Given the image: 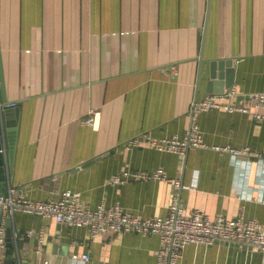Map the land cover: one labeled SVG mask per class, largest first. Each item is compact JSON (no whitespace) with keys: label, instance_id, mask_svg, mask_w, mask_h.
Returning a JSON list of instances; mask_svg holds the SVG:
<instances>
[{"label":"crops","instance_id":"0c3cea01","mask_svg":"<svg viewBox=\"0 0 264 264\" xmlns=\"http://www.w3.org/2000/svg\"><path fill=\"white\" fill-rule=\"evenodd\" d=\"M225 90L238 103L264 91V0H0V110H14L1 126V192L18 186L48 199L71 188L92 207L120 202L141 218L167 215L177 202L264 225V116L192 112L196 99ZM194 124L203 146L184 153L126 147L143 134L184 138ZM157 168L165 179L115 180ZM9 217L1 264L157 263V233L93 237L53 217ZM84 253L86 261L73 256ZM178 264H264V252L192 243Z\"/></svg>","mask_w":264,"mask_h":264},{"label":"built area","instance_id":"2783aa9c","mask_svg":"<svg viewBox=\"0 0 264 264\" xmlns=\"http://www.w3.org/2000/svg\"><path fill=\"white\" fill-rule=\"evenodd\" d=\"M15 105V101L7 103V106ZM211 108L251 111L256 116L263 117L264 91L251 93L242 103L233 100L231 90L209 93L193 102L192 112L196 114ZM89 121L95 122L96 116ZM201 138L199 127L194 124V128L184 138L180 136L157 138L151 134H143L128 140L126 147L149 145L163 151L184 153L190 146H203ZM234 151L241 153L250 150L236 148ZM130 176L142 179L167 177L163 168H157L152 172L129 169L123 175H117L115 180L125 181ZM17 210L87 227L93 237L129 230H138L145 234L157 233L161 239V246L156 252V264H178L187 245L208 244L216 240L235 242L264 252V225L257 219L225 215L213 217L202 210L186 212L177 202H173L167 215L141 218L127 210L120 202L110 207L105 203L92 207L85 203L80 192L71 188L61 191L56 197L37 199L27 196L18 186H10L8 192L0 191V264L4 259L7 243L5 219ZM42 241L43 237L40 238L41 243ZM73 256L83 261L90 258L88 253ZM44 264H50V261L47 259Z\"/></svg>","mask_w":264,"mask_h":264},{"label":"water","instance_id":"95a60500","mask_svg":"<svg viewBox=\"0 0 264 264\" xmlns=\"http://www.w3.org/2000/svg\"><path fill=\"white\" fill-rule=\"evenodd\" d=\"M215 65H216V63L213 62L212 69H211V76L212 77H216ZM2 80H3V87H4V76H2ZM231 81H232V79L229 80V77H228V80L225 83V85L229 86L230 84H232ZM17 109H16V111H17ZM13 111L14 110L9 109V108H5V110L4 109L0 110V191L2 190V186L4 185V182L8 178L7 169H6L7 168L6 167L7 166V161H6L4 152L2 150L4 141L2 139V128H1V126H2V121L4 120V117L6 115H9ZM11 223H12V221H11V218L9 217L8 218L9 226H10ZM7 237H8V239H10L12 237V228L11 227H9L8 230H7Z\"/></svg>","mask_w":264,"mask_h":264},{"label":"trees","instance_id":"16d2710c","mask_svg":"<svg viewBox=\"0 0 264 264\" xmlns=\"http://www.w3.org/2000/svg\"><path fill=\"white\" fill-rule=\"evenodd\" d=\"M12 250H13V249H10V251H9V252L11 253V252H12Z\"/></svg>","mask_w":264,"mask_h":264}]
</instances>
